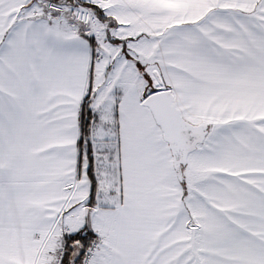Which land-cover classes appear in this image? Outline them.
Here are the masks:
<instances>
[{
    "label": "snow or ice",
    "instance_id": "6c2138e0",
    "mask_svg": "<svg viewBox=\"0 0 264 264\" xmlns=\"http://www.w3.org/2000/svg\"><path fill=\"white\" fill-rule=\"evenodd\" d=\"M0 264H264V0H0Z\"/></svg>",
    "mask_w": 264,
    "mask_h": 264
}]
</instances>
